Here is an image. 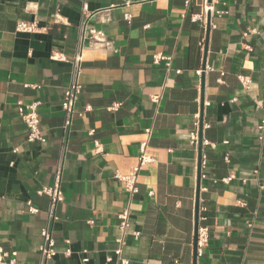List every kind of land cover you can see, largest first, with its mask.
I'll use <instances>...</instances> for the list:
<instances>
[{
	"label": "crops",
	"instance_id": "0c3cea01",
	"mask_svg": "<svg viewBox=\"0 0 264 264\" xmlns=\"http://www.w3.org/2000/svg\"><path fill=\"white\" fill-rule=\"evenodd\" d=\"M83 1L0 0V245L21 262H38L50 204L38 190L53 183L63 158L57 254L49 264H81L85 255L89 264H119V239L130 264H194L198 179L199 223L210 239L196 264H264V133L260 139L257 129L264 119V0H87L85 13ZM206 3L212 10L194 21ZM21 20L37 21L40 30L17 31ZM91 28L106 41L94 45ZM249 29L258 32L244 36ZM52 51L83 57L75 108L84 114L65 142L61 100L72 67L51 59ZM155 53L172 56V69L164 60L154 64ZM241 75L250 76L249 87ZM19 101L39 102L44 142L27 140ZM201 112L206 163L198 178L191 133ZM146 139L154 161L141 168L131 194L115 173L138 164ZM127 207L123 233L119 214Z\"/></svg>",
	"mask_w": 264,
	"mask_h": 264
},
{
	"label": "built area",
	"instance_id": "2783aa9c",
	"mask_svg": "<svg viewBox=\"0 0 264 264\" xmlns=\"http://www.w3.org/2000/svg\"><path fill=\"white\" fill-rule=\"evenodd\" d=\"M129 1H126V4H128ZM213 6L211 4H207L204 6V11L202 13H196L193 14L192 19L194 21L198 19H204L206 16V13L211 11ZM83 12H88V1H83ZM111 8H106L103 10H99L98 12H109ZM263 12H264V4H263ZM222 13V12H220ZM58 18V17H57ZM124 18L128 22L132 19V14L130 12L124 13ZM16 30L19 32H37L40 30L39 25L37 21H18L16 25ZM257 29H249L244 32V36H247L251 33H257ZM90 41L96 45L101 44L106 41V37L104 33L96 28L90 29ZM250 48V46H248ZM51 59L58 60V61H66L71 63V82L66 88L62 100H61V106L64 111V124H63V141H67L70 132L73 127L74 118L76 115L82 116L84 114V111H77L76 110V102L81 94L82 90V84L80 83V74L82 72V66H83V57L82 54L79 51H76L74 53L73 58L70 60L65 53L59 52V51H52L50 55ZM162 60L166 61V67L167 69H172V56L164 55L163 53H155L153 55V63L159 64ZM177 73H181V70H176ZM203 72L202 69H198L196 73L198 75H201ZM240 81L244 85V87H249L251 83L250 76L241 75ZM155 102L159 100V97L156 96L153 98ZM38 101H34L28 105H24L21 101L18 102V111L19 115L22 118V120L26 123L28 127V135L27 140L30 142H44L46 140V137L44 136L41 128H40V114L38 112ZM121 106L120 102L114 103L111 106V109L116 110ZM90 107H86L85 110H89ZM199 118V117H198ZM200 120V119H199ZM199 123L197 122L196 126L197 128L193 130L191 133V143L195 146L199 145ZM257 129L261 131L260 139H263V133H264V119L260 121V123L257 125ZM94 131L91 130L89 133H93ZM97 143V150H99V143ZM203 143L205 141L203 140ZM147 147H148V140L142 141L140 145V154L138 156V164H136L134 167H132L131 171L128 173H121L116 172L115 177L120 180L126 191H128L131 194H136L139 191L138 187V176L141 168L154 161V158L147 153ZM202 165L206 163L205 161V155H202ZM62 174H63V158L58 160L57 163V171L54 177V181L51 185H43L39 190L38 194H46L50 197V204L47 209V224L41 229V243L39 247V260L36 264H49L50 261L54 258V256L57 254L56 249V239L54 236L53 231V225L54 222L58 219L57 215V209L60 204V202L64 199V192L62 189ZM150 195L153 194V191L149 192ZM245 204V203H243ZM28 211L30 213H37L39 209L35 207L31 201H28L27 203ZM130 215L131 210L129 207L125 208L120 214H119V228L121 232H126L127 229L130 227ZM204 218V217H203ZM202 218V219H203ZM136 237L140 235V232L135 233ZM210 239V233L209 228L205 225H199L198 227V235H197V253L198 256L203 254L204 248L207 246ZM119 247L114 250V254L116 255L118 259L119 264H130V260L125 258L123 256V240L119 239ZM66 255L71 254V249L67 248L65 251ZM18 252L17 251H7L0 245V264H27L24 262H21L18 260ZM107 261H111L112 257L110 255L106 258ZM90 258L85 255L82 260L81 264H89ZM171 264H180L178 261H174Z\"/></svg>",
	"mask_w": 264,
	"mask_h": 264
},
{
	"label": "water",
	"instance_id": "95a60500",
	"mask_svg": "<svg viewBox=\"0 0 264 264\" xmlns=\"http://www.w3.org/2000/svg\"><path fill=\"white\" fill-rule=\"evenodd\" d=\"M210 29V18H208V24H207V37ZM207 50V46L205 48V51ZM205 66V63H204ZM200 124H199V170H198V178H200L201 175V162H202V142H203V137H202V131H203V112L200 114ZM199 198H200V184H199V179H198V186H197V192H196V208H195V231H194V264H196V259L198 256L197 253V235H198V227L200 225L199 223Z\"/></svg>",
	"mask_w": 264,
	"mask_h": 264
}]
</instances>
